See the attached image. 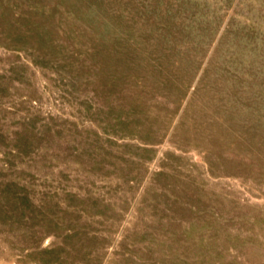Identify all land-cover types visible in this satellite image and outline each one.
<instances>
[{
    "label": "rangeland",
    "instance_id": "rangeland-1",
    "mask_svg": "<svg viewBox=\"0 0 264 264\" xmlns=\"http://www.w3.org/2000/svg\"><path fill=\"white\" fill-rule=\"evenodd\" d=\"M0 264H264V0H0Z\"/></svg>",
    "mask_w": 264,
    "mask_h": 264
}]
</instances>
